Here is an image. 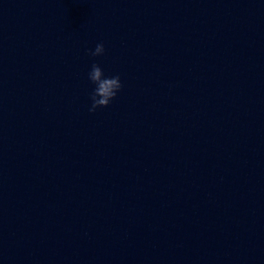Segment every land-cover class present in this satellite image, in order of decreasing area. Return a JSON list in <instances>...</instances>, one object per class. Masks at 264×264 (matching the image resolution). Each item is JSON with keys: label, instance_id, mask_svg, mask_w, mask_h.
Wrapping results in <instances>:
<instances>
[{"label": "water", "instance_id": "obj_1", "mask_svg": "<svg viewBox=\"0 0 264 264\" xmlns=\"http://www.w3.org/2000/svg\"><path fill=\"white\" fill-rule=\"evenodd\" d=\"M0 264H264V0H0Z\"/></svg>", "mask_w": 264, "mask_h": 264}, {"label": "clouds", "instance_id": "obj_2", "mask_svg": "<svg viewBox=\"0 0 264 264\" xmlns=\"http://www.w3.org/2000/svg\"><path fill=\"white\" fill-rule=\"evenodd\" d=\"M104 53L105 46L103 43H97L94 50H88V54L92 57L102 56ZM87 78L93 85L90 93L91 106L88 109L89 112H95L98 108L107 107L122 88L120 76H106L97 63H92L87 73Z\"/></svg>", "mask_w": 264, "mask_h": 264}]
</instances>
